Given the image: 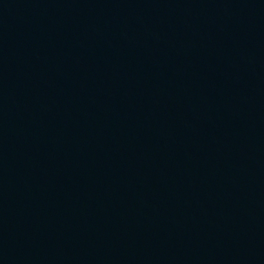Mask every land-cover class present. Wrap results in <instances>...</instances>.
I'll return each mask as SVG.
<instances>
[{
    "label": "water",
    "instance_id": "95a60500",
    "mask_svg": "<svg viewBox=\"0 0 264 264\" xmlns=\"http://www.w3.org/2000/svg\"><path fill=\"white\" fill-rule=\"evenodd\" d=\"M0 264H264V0H0Z\"/></svg>",
    "mask_w": 264,
    "mask_h": 264
}]
</instances>
